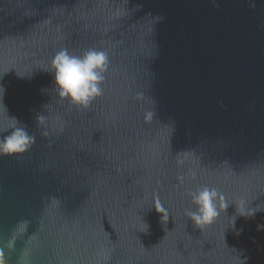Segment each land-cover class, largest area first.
<instances>
[{
  "label": "water",
  "instance_id": "obj_1",
  "mask_svg": "<svg viewBox=\"0 0 264 264\" xmlns=\"http://www.w3.org/2000/svg\"><path fill=\"white\" fill-rule=\"evenodd\" d=\"M62 49L109 54L87 109ZM0 89V140L36 137L0 155V264H264V210L235 205L264 209V0H0ZM204 186L233 204L199 230Z\"/></svg>",
  "mask_w": 264,
  "mask_h": 264
},
{
  "label": "clouds",
  "instance_id": "obj_2",
  "mask_svg": "<svg viewBox=\"0 0 264 264\" xmlns=\"http://www.w3.org/2000/svg\"><path fill=\"white\" fill-rule=\"evenodd\" d=\"M110 66L109 54L105 50L89 49L82 55H74L67 49H62L56 53L51 62L50 72L54 76L55 90L61 100H67L72 106L87 109L91 103L103 95L105 74ZM3 89H0L2 95ZM153 113L146 115L147 120L153 118ZM15 121V127L11 134L0 140V155L21 156L28 152L36 142V137L29 133L24 125H19ZM45 118L38 116L36 123L43 125ZM47 135V133H43ZM189 196L195 210L186 213L194 228L203 230L213 225L219 218L221 212L233 203H229L225 196L215 188L204 186L195 192H190ZM237 216L251 219L256 212L264 209L246 207V202L240 200L235 203ZM161 216V224H167L169 215L162 206L159 197L154 196L153 207ZM235 217L232 218L234 227ZM144 224V233H149L150 226ZM264 230V226L258 227ZM240 235V232L236 233Z\"/></svg>",
  "mask_w": 264,
  "mask_h": 264
}]
</instances>
